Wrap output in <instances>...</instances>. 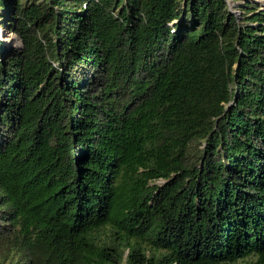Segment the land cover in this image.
<instances>
[{
  "label": "trees",
  "instance_id": "1",
  "mask_svg": "<svg viewBox=\"0 0 264 264\" xmlns=\"http://www.w3.org/2000/svg\"><path fill=\"white\" fill-rule=\"evenodd\" d=\"M0 0V264H264L258 0Z\"/></svg>",
  "mask_w": 264,
  "mask_h": 264
},
{
  "label": "rangeland",
  "instance_id": "2",
  "mask_svg": "<svg viewBox=\"0 0 264 264\" xmlns=\"http://www.w3.org/2000/svg\"><path fill=\"white\" fill-rule=\"evenodd\" d=\"M229 5L231 10L238 15L239 14V10L237 8V2H235L234 0H228ZM259 5L264 8V0H258ZM0 30H4L8 35H10L11 37L15 38V42L13 43V46H19L20 45V41L17 39V37L12 33L9 32L8 30H6L4 27L1 26V22H0ZM2 40V39H0Z\"/></svg>",
  "mask_w": 264,
  "mask_h": 264
}]
</instances>
